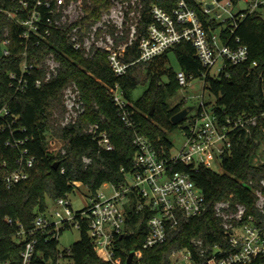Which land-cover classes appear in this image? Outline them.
I'll use <instances>...</instances> for the list:
<instances>
[{
	"label": "built area",
	"instance_id": "obj_1",
	"mask_svg": "<svg viewBox=\"0 0 264 264\" xmlns=\"http://www.w3.org/2000/svg\"><path fill=\"white\" fill-rule=\"evenodd\" d=\"M12 1L17 4L14 11L5 12L19 27L17 43L21 46L18 67L8 71V86L14 93L25 92L29 87L39 88L57 74L60 62L54 51H48L41 58H31L29 52L30 45L38 46L53 31L63 32L70 48L81 52L85 58H92L98 50H103L109 67L117 76L124 74L130 65L150 62L182 40L187 41L193 46L204 70L200 76H194L179 69L175 71V79L183 88L199 77L205 88L206 76H227L228 65L243 64L248 59L247 45L238 36L224 38L222 31L227 29L232 33L248 14L260 12L264 16V0H244L246 7L236 12L232 8L237 7L241 0H195L201 11L209 16L207 21L221 23L223 28L217 33L218 25L212 27L205 24L197 10L186 0H177L169 11L151 3L146 10L151 20L146 24L142 21L143 0H109L107 8L88 24L85 23V8L94 0ZM216 8L222 9L225 16L222 13L211 16V11ZM13 44L16 43L6 28L0 38V56L11 54ZM134 44L138 56L125 61L128 47ZM256 64L253 61L251 66ZM108 91L120 119L134 129L136 122L119 85L109 86ZM197 98L199 101L195 110L192 111L194 106L178 123L183 142L176 152H172V144L167 150L163 146L156 147L146 136L135 132L133 142L136 150L132 169L124 171L121 168L123 182H108L111 189L108 195L97 190L90 195L87 205L79 210L72 208L68 195L60 196L53 200L57 208L50 216L46 211L37 213L29 229L19 224L14 235L17 242H24L19 252V264H35L36 233H46V239H58L61 227L69 225L80 229L82 221L87 224V233L96 255L112 264H124L126 258L123 260L120 255L118 239L124 234L134 233L135 227L143 220L147 232L142 247L149 248L163 243L170 230L187 219L204 213L207 203L202 189L188 172L174 170L172 165L183 163L213 169V163L220 160L221 164L222 156L229 152L231 136L242 130L250 134L259 123L256 114L249 112L220 117L212 106L204 102L203 93ZM186 101L187 98L183 97L184 104ZM61 102L63 114L58 123L61 126L75 123L85 104L80 88L74 81L62 89ZM260 115L264 116V112ZM16 121L17 115L10 112L8 105L0 104V127L10 126ZM15 128L25 130L18 126ZM262 129L264 131V126ZM85 131L92 135L101 149L113 148L109 135L97 123L89 124ZM28 140L26 136H12L5 142L19 148L13 168L6 166L0 155V167L3 168H0V180L6 187L30 175L35 157L23 146ZM60 152L63 153L64 149ZM255 155L257 162H264L263 154H258L256 150ZM84 160L87 162L89 158ZM260 185L264 187V177ZM254 192L255 207L264 212V193L261 188H255ZM212 209L219 219L224 241L205 244L201 238H193L191 247H178L170 252V264H264V224H258L256 217L247 214L245 205L238 202L216 201ZM128 211L132 216H137L134 227L129 223L132 218ZM61 260L62 253L54 264H61ZM0 264L14 263L0 259ZM45 264L52 262L49 260Z\"/></svg>",
	"mask_w": 264,
	"mask_h": 264
},
{
	"label": "trees",
	"instance_id": "obj_2",
	"mask_svg": "<svg viewBox=\"0 0 264 264\" xmlns=\"http://www.w3.org/2000/svg\"><path fill=\"white\" fill-rule=\"evenodd\" d=\"M176 1L143 0V23L151 20L146 13L151 3L169 11ZM186 1L197 10L205 24L212 27L221 24L213 20L207 21L209 16L201 11L195 0ZM16 5L12 0H0V38L7 28L10 38L16 43L11 47V54L0 56V104L6 103L10 112L17 115L16 123L0 127V155L6 166L15 167L14 159L19 148H13L5 142L12 136H26L29 140L23 146L34 155L35 163L25 180L9 187L0 180V259L19 264V252L24 242H17L14 235L19 224L24 229H29L36 214L46 211V198L53 201L57 197L69 195L76 183L85 185L90 195H93L103 183L123 182L121 168L124 171L132 169L136 150L133 142L135 132L146 136L156 147L163 146L167 150L171 145L166 131L178 126L170 118L184 106V102L182 100L181 103L171 105L168 101L177 88L181 87L175 79V72L169 66L168 52H174L180 69L187 74L200 76L204 68L191 43L182 40L150 62L134 63L124 74L117 76L109 67L103 50H98L92 58H85L81 52L70 48L63 32L53 31L38 46L30 45L29 52L31 58H41L48 51H54L60 62L57 74L39 88L29 87L25 92L14 93L8 86V71L16 69L21 59V46L17 43L19 27L7 16L5 10L14 11ZM108 5L109 0H94L87 5L85 23L95 21ZM222 36H238L247 45L249 55L243 64L228 65L227 76L222 74L205 77L204 86L215 97L212 109L220 117L241 112L253 113L259 124L250 134L242 130L231 136V148L221 158V172L203 165H172L174 170L188 172L202 189L207 209L170 230L163 243L149 248L142 247L147 232L143 220L135 227L134 233L124 234L118 239L123 260L129 251L134 250L132 264H170V252L178 247H191L193 238H201L205 244L222 243V228L212 209L216 201L229 200L244 204L246 213L253 214L258 224H264V212L256 209L254 192L255 188H261L264 193V187L260 185V180L264 177V162L254 161L253 157L257 148L264 144V116L260 115L264 112V16L260 12L248 14L232 33L224 29ZM137 56L138 50L134 44L128 47L124 60L130 61ZM253 61H256V66H251ZM164 75L167 76V82L161 81ZM72 81L80 88L85 109L75 123L61 126L58 123L63 114L61 91ZM142 82L146 83V88L135 101V106L127 101V107L136 122L133 129L120 119L108 88L118 84L127 100L128 92ZM94 123L107 132L113 144L112 149H101L92 135L85 131L89 124ZM16 126L25 130L21 131ZM48 138L60 140L64 152L61 153V149L56 152L49 150ZM261 154L264 155V151ZM84 158H89V161L86 162ZM56 160L59 165L54 169L52 164ZM130 214L132 219L129 223L134 227L137 216H132L131 212ZM68 227L70 226L61 227L60 233ZM46 235L36 233L35 264H45L49 260L54 264L60 253L62 260H67L66 264H112L96 255L85 221L81 222L79 239L68 249L60 251L58 239H46Z\"/></svg>",
	"mask_w": 264,
	"mask_h": 264
},
{
	"label": "rangeland",
	"instance_id": "obj_3",
	"mask_svg": "<svg viewBox=\"0 0 264 264\" xmlns=\"http://www.w3.org/2000/svg\"><path fill=\"white\" fill-rule=\"evenodd\" d=\"M224 3V1H222ZM247 5V2L244 0L239 1L237 7L232 8L234 12L238 10L239 8H245ZM216 13H222L223 16H225V13L222 11V9L216 8L215 10L211 11V16H215ZM222 25H218L216 32L220 33V30H222ZM168 59H169V66L172 68V70L178 71L180 69L179 63L174 55L173 51L168 52ZM162 82H167V76L161 77ZM146 88V83L142 82L138 84L135 88L131 89L128 92L127 101L130 105L135 106V101L142 95L143 91ZM201 93H203V100L207 105L212 106L214 103L215 97L212 93L208 91L207 88L203 87V82L199 77H196L190 81V83L183 88H177V91L168 99L169 103L171 105H174L176 103H181L183 100V97L187 98V101L185 102L184 106L193 105L195 106L192 111L195 110L197 107L199 99L197 96H199ZM183 106V107H184ZM56 116V115H55ZM58 119V118H57ZM59 120V119H58ZM166 137L172 144V152H176L180 146L182 145L183 138L180 133V127L179 125L174 127L172 130L166 131ZM50 139V142L48 144L49 150H52L53 152H56L61 149V141L57 138H48ZM262 146L260 145L257 148V153H262ZM264 156V155H263ZM254 161H257V156L254 155ZM213 170L217 172L222 171V167L220 164V160H217L213 163ZM99 191L104 192L105 194H109L111 192L110 185L108 182L103 183L99 189ZM71 206L74 210H79L87 205L90 197V193L85 185L83 184H77L73 190L68 195ZM47 202V209L46 213L48 216H50L55 208L57 206L55 205L54 201H52L49 198H46ZM52 215V219H53ZM80 237V229L75 226H70L68 228H65L58 237V249L60 251L69 248L72 243H74L76 240H78ZM67 260H61V264H66Z\"/></svg>",
	"mask_w": 264,
	"mask_h": 264
},
{
	"label": "water",
	"instance_id": "obj_4",
	"mask_svg": "<svg viewBox=\"0 0 264 264\" xmlns=\"http://www.w3.org/2000/svg\"><path fill=\"white\" fill-rule=\"evenodd\" d=\"M209 6H210V4H209ZM0 54H1V50H0ZM193 107H194L193 105H188V106L182 107L180 110H178L177 112H175L171 116V118H170L171 122L175 123V124H178L179 122H181L185 118L186 114L190 110L193 109ZM58 165H59V161L58 160L54 161L53 164H52L54 169H56L58 167ZM133 255H134V250H131V251L128 252L126 260H125V264H132Z\"/></svg>",
	"mask_w": 264,
	"mask_h": 264
}]
</instances>
